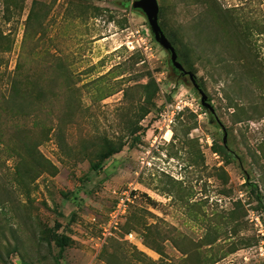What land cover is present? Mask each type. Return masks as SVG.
<instances>
[{"label": "rangeland", "instance_id": "374dc122", "mask_svg": "<svg viewBox=\"0 0 264 264\" xmlns=\"http://www.w3.org/2000/svg\"><path fill=\"white\" fill-rule=\"evenodd\" d=\"M134 1L0 0V264H264V0H157L213 113ZM14 72L44 97L27 119ZM105 140L124 147L99 162Z\"/></svg>", "mask_w": 264, "mask_h": 264}, {"label": "trees", "instance_id": "16d2710c", "mask_svg": "<svg viewBox=\"0 0 264 264\" xmlns=\"http://www.w3.org/2000/svg\"><path fill=\"white\" fill-rule=\"evenodd\" d=\"M34 17H35L34 8H32L28 20L32 21L33 19H35ZM18 66L19 65L15 66L16 71L19 70ZM15 74H16V72H14V77L10 81V89H9L6 104L8 106H10L11 108L12 107L15 109L17 108L15 111H17L21 115V118L27 119L30 115L29 109L31 107V104L35 103V99H36V104H38L37 106H41L43 103L44 97H43V94L41 92H38L36 97L33 96L31 92L24 93L23 92L24 87L21 84V82L19 81V79L17 78V75L15 76ZM33 87H37V83H34ZM139 87L141 90V96L143 98V102L138 107L139 108L138 109L139 116H138L135 124H138V120H142L147 115V113L149 111H151V109L154 107V98L159 91V87H158L155 79L151 75L147 76V83L144 85H141ZM139 130H140V128L136 127L135 129H133L131 131V133L136 134V132H138ZM138 141H139V138H136V136H135V139H133L132 142L134 144H136V143H138ZM104 142L105 143L102 145L101 149L97 152V155H96L99 162L111 157L112 155L117 154L124 147L123 143L115 144V143L108 142L107 140H105ZM29 148H33V150H34V145L30 147V145L24 144L22 146L23 153H20L21 154V157H20L21 163H20V169H18V179H17V182L20 184L23 183V181L21 180V177L23 178L24 176L28 175L31 172V168H30L31 166H28L24 162L26 159L25 155H29L28 153H30ZM35 149H36V146H35ZM29 158L32 159V163H33L35 169H38V167L41 166L40 165L41 164L40 163L41 157L33 156L31 154V156H29ZM98 161H97V163H95L92 166L93 168H95V167L97 168L99 166ZM257 203L261 204L260 201ZM57 226L59 227V225H57ZM51 240L58 247V249H59L58 257H60L64 248L69 245L70 239L63 234H56L55 233ZM148 242H151V241L148 239L147 243ZM159 254L162 256V258H164L160 252H159ZM140 262H141V264H157L156 262L150 261L148 259L141 260Z\"/></svg>", "mask_w": 264, "mask_h": 264}, {"label": "water", "instance_id": "95a60500", "mask_svg": "<svg viewBox=\"0 0 264 264\" xmlns=\"http://www.w3.org/2000/svg\"><path fill=\"white\" fill-rule=\"evenodd\" d=\"M132 7L134 9L141 10L145 14L149 25V29L151 30L155 41L170 54V61L174 69H176L178 72L182 73L184 76H187L189 78L194 89H196L200 95L201 105L206 109H209V111L213 113L212 108L207 102V96L196 84L194 75L184 70V67L181 65L180 62H178L177 54L174 47L168 41L162 29H160V25L158 22L159 6L157 0H136L134 1ZM223 143L225 144V138L223 139Z\"/></svg>", "mask_w": 264, "mask_h": 264}, {"label": "built area", "instance_id": "2783aa9c", "mask_svg": "<svg viewBox=\"0 0 264 264\" xmlns=\"http://www.w3.org/2000/svg\"><path fill=\"white\" fill-rule=\"evenodd\" d=\"M140 47V46H139ZM127 48L129 49V50H135V46L133 45V43L132 42H128V45H127ZM170 123H171V118L170 117H167V119H164V125H165V130L166 129H169V127H170ZM168 132V130L165 132V134ZM164 138V137H163ZM165 139V138H164Z\"/></svg>", "mask_w": 264, "mask_h": 264}, {"label": "bare ground", "instance_id": "6f19581e", "mask_svg": "<svg viewBox=\"0 0 264 264\" xmlns=\"http://www.w3.org/2000/svg\"><path fill=\"white\" fill-rule=\"evenodd\" d=\"M170 135H171V132L168 131V132L165 134V140H168Z\"/></svg>", "mask_w": 264, "mask_h": 264}]
</instances>
